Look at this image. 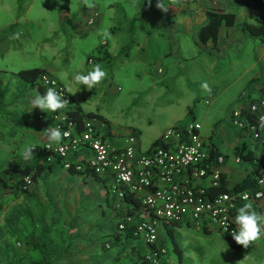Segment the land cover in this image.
Wrapping results in <instances>:
<instances>
[{
    "label": "rangeland",
    "instance_id": "374dc122",
    "mask_svg": "<svg viewBox=\"0 0 264 264\" xmlns=\"http://www.w3.org/2000/svg\"><path fill=\"white\" fill-rule=\"evenodd\" d=\"M107 1H114L109 10L104 7ZM44 2H47L46 7ZM92 2L95 7L88 8L82 0H0V80L5 79L3 92L12 94L13 89L19 88L17 95H23L21 92L30 86L14 72L46 66L72 91L82 109L99 110L122 134L135 127L142 136H159L168 126L194 119L200 124V134L212 136L219 147L235 138L228 119L237 100L241 66L237 64L227 73L208 76V67L204 66L202 56H198L190 60L192 62L180 59L182 64L174 66L171 75L157 74L156 68L162 57L156 54L168 34L151 26L144 28L147 21L140 17V13H134L136 7L139 11L156 10L157 0H151L150 4L149 0ZM82 6L86 10L84 19L92 9L104 17L110 16L106 24L110 29L98 28L95 24L84 26L82 32L76 29L74 22L81 19ZM62 8L67 12L62 13ZM62 14L66 19L59 23ZM105 30L110 33L107 38L102 35ZM145 30L150 32L147 38L142 35ZM170 35L177 41L180 53L186 55L185 47L190 43L188 33L177 30ZM141 39L142 44L148 45L146 51L136 48V42L140 44ZM102 40L109 44L111 53L100 64L107 75L90 91L75 83L73 77L77 73L86 74L94 64L102 62L96 50L101 48ZM88 58L91 60L89 64L86 63ZM205 81L210 92L201 87ZM15 102L13 99L10 106ZM0 109L1 169L6 159L13 157L16 144L20 142L24 148L33 145L35 151L40 148L36 143L42 140L33 127L32 115H26L24 108L19 115L11 107ZM16 137L20 138L14 142ZM240 147L245 150L247 142ZM239 176L236 174L230 181ZM16 177V174L7 176L8 181ZM27 198L0 188V204L3 206L0 212V264H7L8 258L12 264H32L31 261L38 260L43 253L48 259L44 240L39 236L37 217L34 213L30 216L26 213ZM170 228L184 249L181 262L177 264H264V245L260 239L247 249H235L225 235L213 229L202 232L179 226ZM161 233L163 236V232L158 235ZM52 248L55 252L58 250L54 244Z\"/></svg>",
    "mask_w": 264,
    "mask_h": 264
},
{
    "label": "crops",
    "instance_id": "0c3cea01",
    "mask_svg": "<svg viewBox=\"0 0 264 264\" xmlns=\"http://www.w3.org/2000/svg\"><path fill=\"white\" fill-rule=\"evenodd\" d=\"M244 1L179 0L178 3L173 4L172 0H163V4L168 7L167 12H162L157 7L154 11H139V8L136 7L134 13H140V17L147 21L144 28L151 26L168 34L162 48L156 54L157 57H162L160 64L156 68V73H161L164 76L171 75L174 73L173 67H179L182 64L180 59L190 61L202 56L204 66L208 67V76L227 73L237 64L241 66L239 72L241 82L236 89V102L245 96L251 99L264 94V36H255L244 27L245 23L264 22V6L261 8L259 5L260 1L255 0V4H258V6L249 8ZM113 3L114 1L104 3L105 9L109 10ZM46 6L47 2H44V7ZM82 7L81 19L74 22V26L80 32L88 26L85 23L87 17L84 19V11L86 10L84 6ZM134 7L135 5H132V8ZM206 9L219 13H230L232 19L229 23L222 22L218 26L215 43L208 40L202 44L197 40L196 32L206 21ZM94 11L96 10L94 9ZM64 12L67 11L62 8V13ZM65 19L66 16L62 14L59 23ZM109 19L110 16L104 17L103 14H98L93 24L97 25L98 28L103 27L109 30L110 27L106 25ZM177 30L188 33L187 36H189L190 43L185 47L184 52L187 53L186 55L180 53L181 50L176 44L177 41L170 35V33ZM149 34L148 30L142 32V35L146 38ZM136 44V48H141L143 51L148 49L146 43L142 44V39L140 44L137 42ZM100 46L101 48L97 47L96 50L100 57L99 60L102 61L99 64H102L103 59L110 56L109 54L111 53L109 52V44L106 41L102 40ZM167 57L171 59L168 60ZM90 62L91 60L88 58L86 63L89 64ZM43 69L54 77L50 72V67L45 66ZM54 78L57 79L56 77ZM60 84L64 87L70 99L71 105L69 108H76L81 113H88L89 115L82 117L83 124L86 121L91 122L100 136L108 143L114 146H122L128 135H134L137 147L145 151L151 149L153 143L157 142L158 135L153 137L149 134L142 136L141 131L135 127H132L127 134H122L120 130L113 127L109 119L99 110L82 109L78 101L75 100L72 91L61 82ZM4 87L5 79L0 80V90H2L0 108L7 107L9 109L11 107L14 112L17 110L18 115L24 108V111L27 112L26 115L31 114L34 118V120L32 118L33 127H36L41 137L39 139L42 140L41 143H36L40 147L45 141H48L44 129L52 127L54 121L51 116L54 112H43L39 108L33 109L31 100L37 93H44H41L37 87L32 86L22 91L21 93L24 92L23 95L18 96L16 91H19V88L13 89L14 92L10 94L3 92ZM73 87H75L74 84ZM74 89L76 91V88ZM17 98L18 100H16ZM13 99L16 102L13 106H10ZM231 129L235 138H231L232 141L227 144L224 143L223 147H219V144L215 142L212 136L210 139L220 155L224 157L220 177V185L227 189L224 192L232 191V186L241 181L251 169L257 170L262 165L260 161L253 162V159L258 158L261 146L238 134L232 127ZM74 131H76L75 126ZM19 138H14V142L19 140ZM245 142H247V147L243 150L240 144H245ZM14 147L16 149L13 157H19L23 163L39 166V173L30 186L31 194L27 196L28 209L26 211L28 214L34 213L38 223L40 220L39 236L44 240L48 258L59 260V264H143V257L151 248L141 237L118 234L119 231L116 230L117 212L115 209L117 201L108 191L109 178L95 176L88 170L70 172L62 166L64 160H76L77 155H69L63 160L59 158L57 160L53 155L46 154L42 149L37 148L33 151L32 158L25 160L21 152L24 147H21L20 142ZM234 149H237L242 154H248L249 158H241ZM89 154L87 149H82L80 152V155L84 158H87ZM235 158L239 159L238 162L235 161ZM255 173H252V175ZM11 174L13 173L8 176ZM236 174L240 176L230 181ZM210 190L212 193H219L213 189ZM127 197L129 199V196ZM132 198L127 199L128 209L126 210L137 214L139 202L136 197ZM239 207L241 205L237 204L232 211L233 220ZM176 226L192 228L195 229L194 231H209L189 224ZM167 229L171 230L165 225H161L158 228L159 232H163V236L162 233L158 235L159 244L165 248L163 264H177L181 262L184 249L172 233L179 253L176 252V247H172L168 238ZM167 238L169 242H167ZM260 240L261 244L264 245V236ZM53 244L58 249L56 252L53 251ZM122 255L123 257L121 258L120 256Z\"/></svg>",
    "mask_w": 264,
    "mask_h": 264
},
{
    "label": "built area",
    "instance_id": "2783aa9c",
    "mask_svg": "<svg viewBox=\"0 0 264 264\" xmlns=\"http://www.w3.org/2000/svg\"><path fill=\"white\" fill-rule=\"evenodd\" d=\"M98 13L90 11L86 25H93ZM37 83L54 88L68 100L65 108L56 111L51 118L52 127L68 132L59 145L48 148L49 141L42 144L45 151L65 159L77 155L76 160H64L62 166L74 172L90 171L95 176L110 179L109 193L117 201L116 230L130 231L133 237H141L148 245L155 244L143 257V264H161L165 248L159 244L158 228L189 224L205 230H216L225 235L231 244L236 228L232 211L236 205L252 203L258 213H264V129L259 127V117L264 115V94L256 98L239 99L229 113L230 126L243 137L261 146L258 158L253 162L262 165L252 175L245 187L229 192L212 193L208 187L220 185L221 166L224 157L215 154L208 136L200 134V124L189 119L168 126L158 136L157 144L149 150H140L136 137L128 135L122 146H114L104 140L91 122L86 121L76 132L66 112L70 99L60 82L47 72L37 76ZM82 149L89 156L80 155ZM238 158L235 161L238 162ZM23 186H29V178L23 177ZM136 197L139 209L128 212L125 196ZM245 197L247 199H245ZM128 206V205H127ZM228 230L226 231V229Z\"/></svg>",
    "mask_w": 264,
    "mask_h": 264
},
{
    "label": "trees",
    "instance_id": "16d2710c",
    "mask_svg": "<svg viewBox=\"0 0 264 264\" xmlns=\"http://www.w3.org/2000/svg\"><path fill=\"white\" fill-rule=\"evenodd\" d=\"M254 1L255 0H245L244 2H245V5L247 7L251 8V7L258 6V4H255ZM257 1H260L259 5L262 8L264 6L263 0H257ZM205 16H206L205 23L197 29V32H196L197 40L202 44L208 40L211 41L212 43H215L218 26L222 22L229 23L232 19V15L230 13H219V12L211 10V9H206L205 10ZM244 27L246 28V30L249 33H251L255 36H264V22L259 21L256 23H245ZM41 72H45L43 68L32 67L29 69L17 70L14 72V74L20 80H22L24 83H26L28 86H30V87L35 86L38 88V90L41 91V93H45L44 87L37 83V76ZM1 94H2V90H0V98H1ZM66 114H67L68 118L73 122L76 131H80L83 128L82 117L85 115H89L88 113H81L76 108H70L66 112ZM208 138L211 139V136H208ZM156 144H157V142H154L153 146H155ZM211 144H212L211 148H212L213 152L215 154H220L218 152V149L216 148V146L214 145V143L212 141H211ZM41 149L46 154L53 155V157H55L57 160L61 159L60 156H58L56 154H52L49 151H45L42 148V146H40V150ZM234 151L236 152V154H239V156H241V158H249L248 154H242V153L238 152L237 149H234ZM68 170L70 172H74L71 168H69ZM255 172H256V170L251 169L245 175V177L241 181L235 183L231 189L236 190V189H241V188L245 187L246 184L252 178V173H255ZM10 173L17 175V177L12 181H8V178H7V176ZM38 173H39V166H33L29 163H23L19 157H10V158L6 159L5 165L0 169V188L2 190L9 191L11 193L23 194L25 196H29L31 194V192H30L31 187L30 186L32 185V183L35 180V177ZM26 176L29 178L30 184L26 188H22V186L24 185L23 184V177H26ZM210 189H213L215 192H224L227 190L225 187H223V185H219V186L214 187V188L209 187V190ZM128 196H129V199L132 198V196H130V195H128ZM127 199H128V197L125 196V198H124L125 202L124 203L126 204V207L128 205L127 201L129 200V199L128 200ZM134 204H137V203H134ZM2 208H3V206L0 204V212H1ZM22 212H25V211H22ZM27 214H28V212H27ZM28 215L30 216L31 214H28ZM36 221H38V219H36ZM38 224L40 225V220H39ZM33 225L35 226V224H33ZM118 234L130 235V231H129V229L128 230L126 229L124 232H118ZM167 235H168V238L172 244V247L175 248L176 243L173 239L171 230L167 229ZM154 245L155 244L148 245V246L150 248H153ZM230 245L235 249H247V248H244L243 246L238 245V244H231L230 243ZM250 245H249V247H250ZM32 247H33V245H32ZM176 252L179 253L177 247H176ZM120 257L122 258L123 255ZM117 259H118V255H117ZM57 262H58V260L45 258L44 253L40 254V258L38 260L31 261L32 264H57ZM163 262L164 261H162L161 264H163ZM6 263L12 264V261L8 258V259H6Z\"/></svg>",
    "mask_w": 264,
    "mask_h": 264
},
{
    "label": "clouds",
    "instance_id": "9594fccd",
    "mask_svg": "<svg viewBox=\"0 0 264 264\" xmlns=\"http://www.w3.org/2000/svg\"><path fill=\"white\" fill-rule=\"evenodd\" d=\"M178 2L179 0H172L173 4ZM82 3L88 8L95 7L92 0H82ZM150 3L151 0H149V4ZM156 7L162 12L168 11V7L163 4V0H157ZM102 35L107 38L110 33L105 30ZM106 75L107 74L102 66L96 63L86 74L77 73L74 75L73 79L75 83L86 86L88 90H91L93 87L100 84ZM201 87L205 91H211L210 86L206 81L202 83ZM68 103V100L64 99L63 95L58 93L54 88H48L44 94L37 93V95L31 100L33 109L39 108L43 112H56L65 108ZM258 119L259 127L264 129V115H261ZM44 131L45 136L49 141L48 148H52L53 144L59 145L61 140L68 136V132L62 133L61 130L56 127H47ZM34 149L35 147L33 145H26L22 152L23 158L25 160H30ZM245 199L247 198L245 197ZM233 223L236 225V228L232 230L231 237L238 245H241L244 248H248L251 243L264 236V213L256 212L252 203H244L238 208ZM227 230L228 228L226 231Z\"/></svg>",
    "mask_w": 264,
    "mask_h": 264
}]
</instances>
